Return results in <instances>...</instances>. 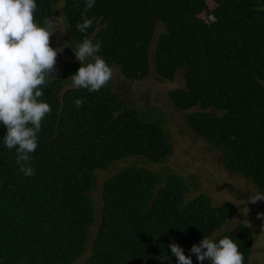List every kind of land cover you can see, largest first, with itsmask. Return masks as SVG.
Returning <instances> with one entry per match:
<instances>
[{
  "label": "trees",
  "instance_id": "1",
  "mask_svg": "<svg viewBox=\"0 0 264 264\" xmlns=\"http://www.w3.org/2000/svg\"><path fill=\"white\" fill-rule=\"evenodd\" d=\"M36 2V22L52 19L59 0ZM61 2L64 40L53 48L100 41L98 55L130 82L151 72L173 82L180 73L183 86L168 93L173 109L220 152L228 171L264 192V0H95L87 18L96 20L84 33L76 25L86 0ZM63 53L71 61L56 63L57 78L43 86L52 111L31 154L33 176L20 172L15 149L4 146L0 122V264H77L84 257L83 264H178L173 242L200 264L192 245L225 235L248 264L251 228L219 233L233 203L213 206L205 194L189 199L188 180L138 165L103 181L93 233L97 172L128 158L160 165L173 149L164 116L147 102L144 111L136 108L110 81L98 92L70 86L82 65L71 47Z\"/></svg>",
  "mask_w": 264,
  "mask_h": 264
},
{
  "label": "clouds",
  "instance_id": "2",
  "mask_svg": "<svg viewBox=\"0 0 264 264\" xmlns=\"http://www.w3.org/2000/svg\"><path fill=\"white\" fill-rule=\"evenodd\" d=\"M95 0H86L83 22L77 23L78 31L84 33L92 26L95 17L87 18V12L94 7ZM36 0H0V122L6 127L3 144L16 151V163L20 172L31 177L35 169L31 166L32 153L38 147V134L42 121L52 111L51 105L41 99L43 86L50 79L57 78L58 54L63 47L53 48L50 38L58 30L55 20L47 19L43 24L36 22ZM104 27H107L105 24ZM71 47L81 67L70 76L72 86L98 92L108 84L114 74L113 68L98 53L102 43L85 37ZM76 107L83 105L82 99L74 101ZM264 201V192L254 191L248 203ZM258 218H264V213ZM171 254L178 264H193L177 243L170 244ZM190 252L200 264H244L245 257L239 245L229 236L218 240L206 237L199 244H193Z\"/></svg>",
  "mask_w": 264,
  "mask_h": 264
},
{
  "label": "rangeland",
  "instance_id": "3",
  "mask_svg": "<svg viewBox=\"0 0 264 264\" xmlns=\"http://www.w3.org/2000/svg\"><path fill=\"white\" fill-rule=\"evenodd\" d=\"M62 8L63 3L59 0L52 17L58 25V30L50 38V43L64 40L65 27L62 20ZM201 17L206 21L211 20V17L206 18L205 14ZM160 29L158 25L157 31ZM64 46L63 43L60 47L65 49ZM69 61L71 60L62 52L58 54L56 63ZM113 70L114 74L110 80L113 90L125 94L136 108L144 111V103L147 102L150 107L155 108L164 116L163 129L170 139L173 154L160 165H154L142 158H128L117 162L107 171L97 172V189L93 193L97 218L93 233L95 234L99 222V210L102 204L100 192L103 181L125 166L138 165L159 172L163 176L172 174L182 176L190 184L189 199L205 194L211 199L213 206L226 202L233 203L236 211L219 233L238 224L249 226L253 233V246L248 264H264V218H258L259 214L264 213V201H258L255 204L248 203L249 195L259 190L249 180L228 171L222 164L220 152L210 148L189 130L185 122V113L173 109L168 93L183 86L181 74L178 73L173 82L163 81L152 72L143 81L130 82L124 80L116 68ZM84 260L85 257L81 258L77 264H83Z\"/></svg>",
  "mask_w": 264,
  "mask_h": 264
}]
</instances>
